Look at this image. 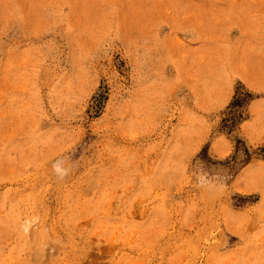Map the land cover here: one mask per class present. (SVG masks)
I'll return each mask as SVG.
<instances>
[{
    "label": "rangeland",
    "instance_id": "obj_1",
    "mask_svg": "<svg viewBox=\"0 0 264 264\" xmlns=\"http://www.w3.org/2000/svg\"><path fill=\"white\" fill-rule=\"evenodd\" d=\"M262 148L264 0H0V264H264Z\"/></svg>",
    "mask_w": 264,
    "mask_h": 264
},
{
    "label": "trees",
    "instance_id": "obj_2",
    "mask_svg": "<svg viewBox=\"0 0 264 264\" xmlns=\"http://www.w3.org/2000/svg\"><path fill=\"white\" fill-rule=\"evenodd\" d=\"M250 97H251L250 93H246L243 97H240V95H238V93H237L235 100L232 103V107L234 108V110L232 111L233 112L232 120H234L232 124L235 123L237 118L242 117L241 113H239V108H242L244 106V104L249 100ZM237 143L240 144V143H242V141L238 140ZM238 149H239V145H237V150ZM204 150H206V149H204ZM262 151H264V148H262Z\"/></svg>",
    "mask_w": 264,
    "mask_h": 264
}]
</instances>
